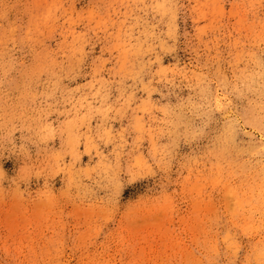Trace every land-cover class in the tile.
Here are the masks:
<instances>
[{"label":"rangeland","instance_id":"374dc122","mask_svg":"<svg viewBox=\"0 0 264 264\" xmlns=\"http://www.w3.org/2000/svg\"><path fill=\"white\" fill-rule=\"evenodd\" d=\"M0 264H264V0H0Z\"/></svg>","mask_w":264,"mask_h":264}]
</instances>
